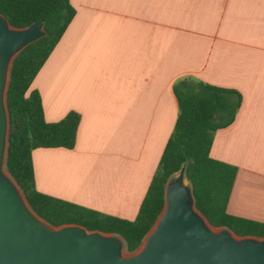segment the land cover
I'll list each match as a JSON object with an SVG mask.
<instances>
[{
    "label": "crops",
    "instance_id": "0c3cea01",
    "mask_svg": "<svg viewBox=\"0 0 264 264\" xmlns=\"http://www.w3.org/2000/svg\"><path fill=\"white\" fill-rule=\"evenodd\" d=\"M76 14L31 89L76 143L32 152L36 187L136 218L179 114L183 79L224 94L211 156L234 165L228 213L264 223V0H71Z\"/></svg>",
    "mask_w": 264,
    "mask_h": 264
},
{
    "label": "trees",
    "instance_id": "16d2710c",
    "mask_svg": "<svg viewBox=\"0 0 264 264\" xmlns=\"http://www.w3.org/2000/svg\"><path fill=\"white\" fill-rule=\"evenodd\" d=\"M0 13L17 28L43 21L47 32L46 36L25 47L12 65L7 95L9 150L5 164L30 207L42 219L54 226L78 224L88 230L119 235L124 239L126 251L132 253L164 208L168 180L185 166L195 204L213 226L226 227L240 236L264 237V223L228 213L227 204L237 168L211 156L214 134L223 125L217 114L225 105L224 94L238 92L204 82L194 83L190 79L174 85L180 111L136 218L130 220L104 214L38 190L33 150L72 149L80 114L70 111L59 121H47L40 93L31 86L76 10L71 0H0Z\"/></svg>",
    "mask_w": 264,
    "mask_h": 264
},
{
    "label": "water",
    "instance_id": "95a60500",
    "mask_svg": "<svg viewBox=\"0 0 264 264\" xmlns=\"http://www.w3.org/2000/svg\"><path fill=\"white\" fill-rule=\"evenodd\" d=\"M46 34L43 21L17 28L0 13V264H264V237L213 226L198 210L185 166L168 180L164 208L132 253L119 235L54 226L30 207L5 165L7 95L15 58Z\"/></svg>",
    "mask_w": 264,
    "mask_h": 264
}]
</instances>
